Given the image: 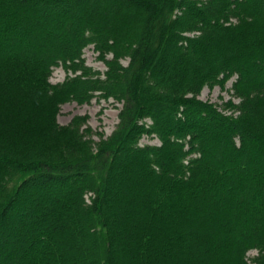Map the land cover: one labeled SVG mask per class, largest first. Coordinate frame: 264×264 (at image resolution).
I'll use <instances>...</instances> for the list:
<instances>
[{
    "label": "trees",
    "instance_id": "16d2710c",
    "mask_svg": "<svg viewBox=\"0 0 264 264\" xmlns=\"http://www.w3.org/2000/svg\"><path fill=\"white\" fill-rule=\"evenodd\" d=\"M0 264H264V0H0Z\"/></svg>",
    "mask_w": 264,
    "mask_h": 264
},
{
    "label": "rangeland",
    "instance_id": "374dc122",
    "mask_svg": "<svg viewBox=\"0 0 264 264\" xmlns=\"http://www.w3.org/2000/svg\"><path fill=\"white\" fill-rule=\"evenodd\" d=\"M97 54L92 45H89L84 49L83 57L87 65L103 72L106 66L103 61L98 59ZM68 75H73V73L66 70L62 65H58L53 68L50 81L52 83L60 82ZM231 82L232 79H229L223 87L220 84L205 85L200 91L199 98L216 104L222 110L229 111L231 109H229L226 101L237 102V98L232 96V90H230ZM121 107V103L115 102L112 98L106 99L99 96H95L90 102L82 104L76 101H67L61 105L57 119L59 123L67 124L75 116H84L86 121L82 127H87L91 131L90 137L94 140L104 139L117 128ZM142 141L158 143L156 137L149 136L143 137ZM255 252V250H251L248 254L253 255Z\"/></svg>",
    "mask_w": 264,
    "mask_h": 264
}]
</instances>
